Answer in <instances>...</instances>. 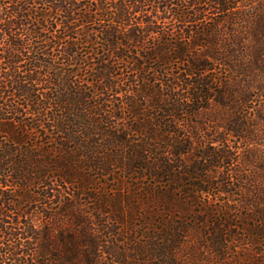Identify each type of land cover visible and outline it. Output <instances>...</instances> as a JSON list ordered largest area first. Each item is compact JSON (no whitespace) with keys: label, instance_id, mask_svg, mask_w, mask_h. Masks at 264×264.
Listing matches in <instances>:
<instances>
[{"label":"trees","instance_id":"1","mask_svg":"<svg viewBox=\"0 0 264 264\" xmlns=\"http://www.w3.org/2000/svg\"><path fill=\"white\" fill-rule=\"evenodd\" d=\"M0 264H264V0H0Z\"/></svg>","mask_w":264,"mask_h":264},{"label":"rangeland","instance_id":"2","mask_svg":"<svg viewBox=\"0 0 264 264\" xmlns=\"http://www.w3.org/2000/svg\"><path fill=\"white\" fill-rule=\"evenodd\" d=\"M219 203H220V198H219ZM187 217V216H186ZM189 217V216H188Z\"/></svg>","mask_w":264,"mask_h":264}]
</instances>
